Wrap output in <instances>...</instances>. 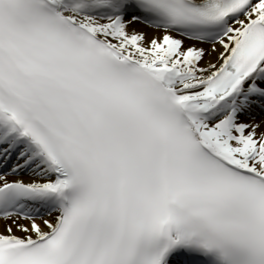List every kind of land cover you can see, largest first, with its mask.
<instances>
[{"label": "snow or ice", "instance_id": "6c2138e0", "mask_svg": "<svg viewBox=\"0 0 264 264\" xmlns=\"http://www.w3.org/2000/svg\"><path fill=\"white\" fill-rule=\"evenodd\" d=\"M0 264H264V0H0Z\"/></svg>", "mask_w": 264, "mask_h": 264}]
</instances>
